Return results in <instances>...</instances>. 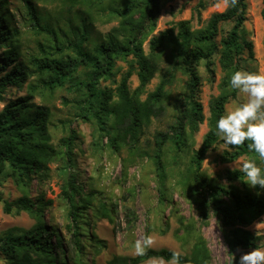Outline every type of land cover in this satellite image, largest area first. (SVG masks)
<instances>
[{"label":"trees","instance_id":"1","mask_svg":"<svg viewBox=\"0 0 264 264\" xmlns=\"http://www.w3.org/2000/svg\"><path fill=\"white\" fill-rule=\"evenodd\" d=\"M74 2L100 4L104 0H73ZM122 4L109 7V13L118 20L113 27L97 43L91 47L90 22L81 19L75 28L73 38L61 42L53 37V45L48 50L42 49V55L32 57L29 66H23L17 60L18 30L13 27L7 0H0V48L5 47L0 63V101L4 100L7 88H23L30 77H36L38 84H29L30 91L45 89L49 92L69 84L79 95L78 117L93 121L97 130L108 137V145L119 151L122 147L135 145L143 128L151 117H158L164 110L167 99V87L172 84L178 73L184 75V93L176 102V120L166 133H157L156 143L160 147L164 140H170L178 150L185 146L186 135L197 132L198 126L205 120L202 104L198 100L201 86V75L198 67L203 64L209 74V81L214 80L215 58L218 56L222 77L219 83L220 93L211 99L208 131L203 137L200 147L193 152L188 171L192 174L191 191L195 197V211L198 224L206 225L211 216L220 223L229 252L249 250L258 247L259 238L248 227L264 216V192L260 195L246 187L242 175L237 169L227 172L231 182L239 181L244 188L235 185H211L202 176L200 169L207 153L218 142L216 120L225 114V105L237 93L230 87L229 79L236 70H243L245 59L242 51L247 48L252 58V45L245 39L246 0H237L235 6L230 0H223L227 8L213 14L200 29L192 30L190 21L183 20L176 27L168 28L150 41V53L145 55L141 47V36L147 27L154 25L157 16V0H122ZM31 23L38 33L52 34L47 26L40 23L39 14L29 0H24ZM199 6L204 7L202 1ZM231 24L218 39L221 26ZM171 50L172 65L161 81L144 100L140 94L158 70L154 61L165 49ZM55 50L56 52H52ZM58 51V52H57ZM71 51V54L67 53ZM132 56L137 65L136 75L139 86L134 93L128 88V80L132 74L125 73L115 92L107 90L101 83L110 80L114 75L115 61ZM12 67L8 69L10 66ZM84 76V77H83ZM31 95L9 100L0 110V176L11 178L21 188H29L34 176H42L48 171L49 164L60 156H65L69 166L72 163V147L74 133L60 140L64 150L57 151L50 143L47 132L49 111L40 105L30 102ZM245 144L228 147L221 156L222 162H233L240 157L255 159L264 168L254 152H249ZM158 171L164 168L159 159L155 161ZM81 187L72 173L61 188V196L68 204L70 223L67 229L71 232L74 254L69 256L64 239L56 225L44 221L45 207L51 201H44L42 196L32 199L22 196L8 201L1 198L4 214L25 212L35 219L30 229L12 228L0 237V257L3 264H95L82 263L80 253L81 236H86L83 224L87 223L83 215L90 205V196L80 197ZM115 207H107L102 203L98 210H92L94 216L99 215L113 224ZM126 224L133 228L136 214L128 209L125 213ZM180 228L187 236L194 239L189 255L181 254V264H208L209 251L206 242L197 231L192 219L178 218ZM162 230L161 232H164ZM172 250L148 247L143 255L112 256L108 264H141L149 259H161L168 262ZM227 264H238L233 257Z\"/></svg>","mask_w":264,"mask_h":264},{"label":"rangeland","instance_id":"2","mask_svg":"<svg viewBox=\"0 0 264 264\" xmlns=\"http://www.w3.org/2000/svg\"><path fill=\"white\" fill-rule=\"evenodd\" d=\"M36 8L40 23L47 26L52 34L38 33L32 25L30 16L25 7L24 0H7L8 10L11 14L12 25L19 32L18 52L16 62L29 66L32 57L41 56L42 49L48 50L53 45V37L64 42L73 38V32L81 24L82 18L90 22L91 39L88 46L101 41V39L118 25V20L109 13V7L122 4V0H104L100 4L74 2L73 0H29ZM158 9L154 25L147 27L142 34L141 47L145 55L150 53L149 41L160 32L176 27L179 21L188 20L192 30L202 28L209 18L223 12L227 3L223 0H157ZM202 1L204 7L199 6ZM246 20L244 29L245 39L252 45V58H249L247 48L242 51L243 70L252 73L264 74V0H246ZM231 28V24L221 26L218 39ZM177 27L175 28V33ZM5 47L0 48V63ZM52 52H56L52 50ZM58 52V51H57ZM67 53L71 54V51ZM158 70L140 94L144 100L147 95L155 90L161 78L172 65L171 50L165 49L155 57ZM214 80L209 81V74L203 64L198 67L201 75L198 100L202 104L205 120L198 126L193 135H186L185 146L182 150L176 149L170 140H164L160 147L156 143L157 133H166L176 120L175 105L182 98L186 77L180 73L167 87V99L164 110L158 117H151L150 122L143 128L139 141L135 145H127L119 151H114L108 145V137L97 130L93 121L78 117L79 95L66 84L54 91L37 89L30 91L29 84H38L37 78L30 77L23 88L9 87L4 100L0 101V110L12 99L31 95L30 102L45 107L49 111L47 132L49 143L57 150L63 151L60 140L74 133L73 155L71 166L66 162L65 156L54 159L48 171L42 176H34L29 188L17 186L11 178L0 176V196L8 201L22 196L35 199L42 196L44 201H51L45 207L43 216L47 224L56 225L63 236L64 245L69 256L73 255L71 232L67 229L70 223L68 216L69 206L61 196L68 173H72L77 184L81 187L80 197L90 196V205L83 215L88 224H83L86 236H81L82 250L80 259L82 263L108 264L112 256H136L134 242H143L146 236H151L153 243L150 248H166L172 251L189 255L194 239L187 236L180 228L178 218L196 222L195 227L206 242L209 251L208 264H227L233 257L249 250H238L230 253L225 243L223 230L219 221L211 216L206 225L198 224V214L195 211V197L191 196L192 174L187 170L193 152L196 151L208 131L210 117L209 104L212 98L220 93L219 83L222 72L215 58ZM12 65L8 68L10 69ZM129 70L132 74L128 80V88L134 93L139 86L137 65L130 55L125 59L115 61L114 75L110 80L101 85L107 90L115 92L122 76ZM84 77V76H83ZM246 102V97L231 98L225 105V113L234 110L239 103ZM225 150H230L223 145L219 136L214 145L202 161L201 172L203 178L211 185H235L242 189L243 183L231 182L227 172L237 169L241 157L233 162H222L221 156ZM247 159L246 157H243ZM159 159L164 171L157 169L155 161ZM249 188L257 193V188ZM261 193L264 190H259ZM105 203L107 207H115L113 214L116 230L113 224L99 215L94 216L92 210H98ZM130 209L136 214L134 227L131 229L126 224V211ZM35 219L25 212L19 214H4L0 203V237L12 228L30 229L35 224ZM248 229L258 236V247L264 248V216L253 222ZM165 230L164 232H161ZM0 264L3 259L0 257ZM141 264H168L161 259H149Z\"/></svg>","mask_w":264,"mask_h":264},{"label":"clouds","instance_id":"3","mask_svg":"<svg viewBox=\"0 0 264 264\" xmlns=\"http://www.w3.org/2000/svg\"><path fill=\"white\" fill-rule=\"evenodd\" d=\"M235 6L237 0H230ZM230 87L239 97H246L234 110H228L216 120V134L222 138L223 145L238 147L247 141L249 152H254L261 163H264V74L236 70L229 79ZM237 171L250 188L264 190V168L255 159L241 157ZM257 191V195L261 192ZM153 243L151 236L143 242H134V251L143 255ZM168 264H181V253L172 252ZM239 264H264V248L256 247L240 255Z\"/></svg>","mask_w":264,"mask_h":264}]
</instances>
